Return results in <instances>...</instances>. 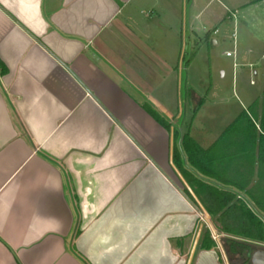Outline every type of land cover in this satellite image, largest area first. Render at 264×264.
Here are the masks:
<instances>
[{
	"label": "crops",
	"instance_id": "0c3cea01",
	"mask_svg": "<svg viewBox=\"0 0 264 264\" xmlns=\"http://www.w3.org/2000/svg\"><path fill=\"white\" fill-rule=\"evenodd\" d=\"M259 3L0 0V264H228L201 246L212 216L183 173L212 180L182 147L225 131L200 140L195 118L179 121L157 41L183 11L215 24Z\"/></svg>",
	"mask_w": 264,
	"mask_h": 264
},
{
	"label": "rangeland",
	"instance_id": "374dc122",
	"mask_svg": "<svg viewBox=\"0 0 264 264\" xmlns=\"http://www.w3.org/2000/svg\"><path fill=\"white\" fill-rule=\"evenodd\" d=\"M229 9V15L225 13L215 24L191 21V15L183 11L180 21L173 22L171 40L157 41L176 69V94L184 111L178 120L195 118V137L200 140V136L220 135L264 92V1ZM192 92L198 96L194 101ZM205 221L209 227L205 228L213 231L222 246L220 238L225 234L218 230L215 217Z\"/></svg>",
	"mask_w": 264,
	"mask_h": 264
},
{
	"label": "trees",
	"instance_id": "16d2710c",
	"mask_svg": "<svg viewBox=\"0 0 264 264\" xmlns=\"http://www.w3.org/2000/svg\"><path fill=\"white\" fill-rule=\"evenodd\" d=\"M150 113L163 121L156 111ZM234 134H241L245 140L231 142L227 151L221 150L222 139ZM182 147L190 166L212 180L207 184L185 170L183 173L202 203L198 208L208 217H215L218 230L225 234L220 238L223 250L228 251L230 246L235 251L254 244L261 247L264 244V92L209 148L200 147L187 134L182 138ZM202 236V247L217 246L209 229Z\"/></svg>",
	"mask_w": 264,
	"mask_h": 264
},
{
	"label": "flooded vegetation",
	"instance_id": "af4514ba",
	"mask_svg": "<svg viewBox=\"0 0 264 264\" xmlns=\"http://www.w3.org/2000/svg\"><path fill=\"white\" fill-rule=\"evenodd\" d=\"M238 247L235 251L229 246L225 251L228 264H252V259L257 252H264V244Z\"/></svg>",
	"mask_w": 264,
	"mask_h": 264
},
{
	"label": "water",
	"instance_id": "95a60500",
	"mask_svg": "<svg viewBox=\"0 0 264 264\" xmlns=\"http://www.w3.org/2000/svg\"><path fill=\"white\" fill-rule=\"evenodd\" d=\"M252 264H264V252H257L252 259Z\"/></svg>",
	"mask_w": 264,
	"mask_h": 264
},
{
	"label": "built area",
	"instance_id": "2783aa9c",
	"mask_svg": "<svg viewBox=\"0 0 264 264\" xmlns=\"http://www.w3.org/2000/svg\"><path fill=\"white\" fill-rule=\"evenodd\" d=\"M227 55L230 56L231 55V52H227Z\"/></svg>",
	"mask_w": 264,
	"mask_h": 264
}]
</instances>
